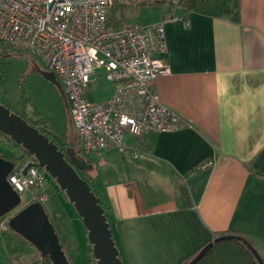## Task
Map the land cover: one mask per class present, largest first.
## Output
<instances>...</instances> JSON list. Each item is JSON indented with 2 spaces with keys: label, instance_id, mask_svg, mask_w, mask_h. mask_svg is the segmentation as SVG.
Returning <instances> with one entry per match:
<instances>
[{
  "label": "crops",
  "instance_id": "obj_1",
  "mask_svg": "<svg viewBox=\"0 0 264 264\" xmlns=\"http://www.w3.org/2000/svg\"><path fill=\"white\" fill-rule=\"evenodd\" d=\"M167 9L155 6L137 24ZM175 15L161 54L171 73L151 86L189 125L128 135L124 152L88 157H100L91 172L120 258L184 264L224 231L246 234L264 256V0H204Z\"/></svg>",
  "mask_w": 264,
  "mask_h": 264
},
{
  "label": "built area",
  "instance_id": "obj_2",
  "mask_svg": "<svg viewBox=\"0 0 264 264\" xmlns=\"http://www.w3.org/2000/svg\"><path fill=\"white\" fill-rule=\"evenodd\" d=\"M164 1L168 9L158 20L117 26L109 20L115 0H0V43L35 54L55 72L86 160L108 149L124 152L128 135L139 140L153 131L189 125L162 104L151 86L157 76L171 73L161 56L167 48L165 24L176 18L175 9L184 0ZM183 22L190 24L187 19ZM98 68L116 85L105 100L90 97ZM47 179V171L34 156L15 163L8 175L23 206L49 205ZM10 217L0 220V235L8 229Z\"/></svg>",
  "mask_w": 264,
  "mask_h": 264
},
{
  "label": "rangeland",
  "instance_id": "obj_3",
  "mask_svg": "<svg viewBox=\"0 0 264 264\" xmlns=\"http://www.w3.org/2000/svg\"><path fill=\"white\" fill-rule=\"evenodd\" d=\"M164 0H115L110 8L113 14L112 22L119 26H131L144 23L148 13ZM153 15V14H152ZM48 70L46 65L33 53L13 51L0 43V104L8 107L12 112L36 120L35 115L43 116L47 121V130L57 138L65 134L71 148L66 146L65 153L73 157L78 149L77 138H73V121L65 105L58 86L43 76L39 70ZM116 85L109 81L101 68L90 83V97L95 100H105L115 92ZM0 136V148L3 141ZM100 157L91 159L92 169L99 167ZM48 173V172H47ZM83 173V172H81ZM49 174V173H48ZM46 187L50 193V202L46 207L48 212L59 219L60 230L64 233V251L72 264H96L92 246L88 241V234L82 217L75 205L65 199L63 190L56 180L49 174ZM0 217L12 216L21 208ZM0 221V222H1ZM7 224V223H6ZM8 233L11 228L8 226ZM11 237L0 240V264H41L42 256L39 249L31 243L22 245V236L17 232H10ZM15 249V250H14ZM49 262V261H48Z\"/></svg>",
  "mask_w": 264,
  "mask_h": 264
},
{
  "label": "water",
  "instance_id": "obj_4",
  "mask_svg": "<svg viewBox=\"0 0 264 264\" xmlns=\"http://www.w3.org/2000/svg\"><path fill=\"white\" fill-rule=\"evenodd\" d=\"M38 70L58 86L65 105L69 109L62 84L57 79L55 72ZM0 132L32 154L37 159L38 165L45 168L56 180L69 201L75 205L87 229L96 264H122L105 209L89 182L79 172V170H91V162L78 155L69 158L49 136L26 118L12 112L2 104H0ZM72 132L74 135L72 137L75 138L77 128L74 123ZM14 165V161L0 156V217L18 208L22 202L20 194L8 181V175ZM9 226L36 246L43 257H49L51 264H72L63 249L48 210L43 204L32 202L21 206L10 217ZM224 239L243 241L254 253L259 263L264 264V258L256 246L244 237L234 234L217 236L213 241L208 242L190 264H195L214 242ZM42 264L47 263L43 262Z\"/></svg>",
  "mask_w": 264,
  "mask_h": 264
},
{
  "label": "trees",
  "instance_id": "obj_5",
  "mask_svg": "<svg viewBox=\"0 0 264 264\" xmlns=\"http://www.w3.org/2000/svg\"><path fill=\"white\" fill-rule=\"evenodd\" d=\"M203 1L204 0H184L182 2V4H184L187 8L192 9V8L198 7ZM112 19L113 18L110 17V13H109V20L111 23H113ZM117 26H119V25H117ZM35 116L37 117V119L32 120V119L23 115V117L26 118L31 124H33L34 126L39 128L43 133H45L47 136H49L51 140H53L55 143H57L59 145L60 149H62L64 152H65L66 146H68L67 149L71 148L70 146H72V144L68 143L65 135L57 138V136L55 134H53L47 130L48 121L43 116H39V115H35ZM0 136L2 137L1 140L3 141L2 146L0 148V156L7 158V159H10V160L14 161V163H17V162L25 159L26 157L33 156L27 150H25L21 145L15 143L13 140H11L7 135L0 132ZM76 138H77V136L75 137V139ZM77 141H78V138H77ZM65 154H66V156H68L67 153H65ZM75 155L81 156V151H80L79 146H78V149H77ZM89 161L90 160H88V162ZM79 172H80L81 176L89 182V184L92 187V190L95 192V194L100 199V203H101L102 207L105 209V213H106V216L108 218L109 203H108L107 196L104 193V190L101 187L98 178L92 174L91 170H79ZM81 172H83V173H81ZM48 176H49V174H48ZM63 194H64V197H66L65 199H68L66 194L64 193V191H63ZM48 214H49L50 219H51V221H52V223L56 229V232L58 234V237H59L60 242H61L63 249H64L63 244H64L65 235L60 230L61 223L59 222L57 214H55V217H52V215L49 212H48ZM13 231H14L13 229H11L8 233H6L7 231H4L0 235V240L3 239L4 237H7V238L11 237V234H9V233L13 232ZM228 234L240 235L255 245V243L253 242V240L249 236H247L246 234L241 233V232H236V231L218 232L216 237L221 236V235H228ZM22 240H23L22 245H24V243H26V242L30 243L24 237L22 238ZM213 240H211V241H213ZM88 241H89V239H88ZM205 245L201 246L200 248H198L197 250L192 252L190 255H188L184 259V264H190L192 259L195 258V256L200 252V250ZM256 248L259 250V248L257 246H256ZM259 252L263 256V254L260 250H259ZM263 258H264V256H263ZM122 264H123V261H122ZM195 264H260V263H259L258 259L256 258V256L254 255V253L248 248V246L243 241H241L239 239H224V240H221L218 242H214L213 245L208 250L205 251V253L202 255V257Z\"/></svg>",
  "mask_w": 264,
  "mask_h": 264
},
{
  "label": "flooded vegetation",
  "instance_id": "obj_6",
  "mask_svg": "<svg viewBox=\"0 0 264 264\" xmlns=\"http://www.w3.org/2000/svg\"><path fill=\"white\" fill-rule=\"evenodd\" d=\"M41 256H42V255H41ZM42 258H43L42 263H43V262H46L47 264H51V261H50V258H49V257H43V256H42ZM68 258H69V257H68ZM69 260H70V259H69ZM48 261H49V262H48ZM70 262H71V261H70ZM42 263H41V264H42Z\"/></svg>",
  "mask_w": 264,
  "mask_h": 264
}]
</instances>
